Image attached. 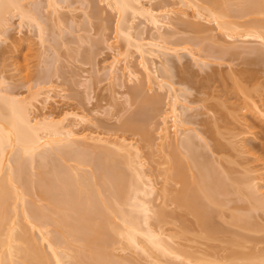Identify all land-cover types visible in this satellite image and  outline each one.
<instances>
[{
  "label": "bare ground",
  "instance_id": "6f19581e",
  "mask_svg": "<svg viewBox=\"0 0 264 264\" xmlns=\"http://www.w3.org/2000/svg\"><path fill=\"white\" fill-rule=\"evenodd\" d=\"M106 1H108L107 3H109L110 7H113L114 11L116 10L117 13L119 14L118 24L116 23L117 36L119 38L123 37L122 39H125L124 41H127V45H129V48L131 46L135 47L134 50L138 52V54L141 57L140 59L142 60L140 63L141 64L143 63L142 66L145 74L144 75L145 80L147 84H151V85L153 84L154 86V83L155 82L157 83V78H159L161 74L159 77L158 75H155L157 74L156 70L158 67H156L155 64L156 59L154 60V57L152 56H154L155 54L157 55V53L154 52V50H152L153 47L151 48V46L154 47L156 46L160 48L162 45L158 44L157 41L153 42L151 40L152 38L151 39L149 38L150 39L149 40L147 38H144L143 36L140 37L134 36L133 32H136L134 31V29L136 30L135 28L136 26L134 27L135 25L133 24L134 19L131 20V18L132 17L135 18L139 16V14L147 15L146 16L147 21H150V24H152L153 26L152 28L155 27L157 29L155 30L157 31V33L156 32L155 33L159 34L157 38L159 40L164 39L163 46L161 47L163 49L169 43L168 42L166 44L165 41L166 42L167 40L170 41L169 37L172 34L169 33L170 35H168L166 34L168 33L166 31H165L166 33L164 32L165 33L164 34L160 30L161 28H163L162 27L163 25L165 26L166 24H168V22L165 24L164 16L167 19V14H169L171 10L168 8L166 10L164 9L163 12L159 13L153 9L152 5L151 7L146 6L144 0H106ZM150 1L151 0L147 2ZM198 1H202V3ZM198 1H197L198 3L193 2L194 3L193 6L201 10L199 9L197 10L195 8L197 11L195 10L194 13H197L198 16L199 14H202V12L206 10L205 12L208 13L206 14L209 17H211L213 21L217 23L216 25H218V28L221 29L220 31L223 30L227 32V35H229L230 37L239 36L241 37V39L249 38L250 40L251 38H254L264 43V17L263 18L260 17V16H264V0H198ZM58 2L57 0H48V5L54 8L53 11H59L57 7ZM31 5H32L31 2L28 4L26 3V0H0V41L2 40V38L7 37L5 35L9 32L7 31L10 29L8 28L9 23H12V20L10 21V16L14 18L13 16L15 12L20 15L19 17L22 19V21H24V23L26 20V22H29L31 25L38 26L40 34L42 35L41 36L42 40H44L43 42H45V40H48V36L46 38V33L44 32L46 31L44 27L47 24L45 23L43 25L44 22L42 23V21H44V19L42 20V18H44V16L41 17L43 14L42 15L40 14L42 11L36 12L39 11L40 8L38 7V9H36V7H34L35 8L34 9L33 6ZM189 5H191V3ZM49 6L47 7L49 8ZM98 12L96 13L98 14ZM234 12L239 13L238 15L240 16L249 15L250 17H252L253 15H255V17L252 18L254 19L256 18V19L252 20L251 18L252 21L250 20V22L243 27L242 23H240V21H238L237 19L239 18L237 17L238 15L235 14ZM59 13L61 12L59 11ZM187 13L188 11L184 12L183 14L185 15ZM53 14L55 15V13ZM181 14L182 13H180V15ZM39 15H41L40 16L41 18H39ZM59 15L60 17L58 16L57 18L60 22L63 23L64 20L61 18V14ZM207 15H204L205 18L208 17ZM256 15H258L259 19ZM234 16L236 18H234ZM186 17L188 16L186 15ZM180 21H182L181 23L184 22L185 24L188 23V25H191L189 24L191 23V21L188 22L186 21V19ZM178 23L180 22L178 21ZM192 24H195V27L201 26L199 24L196 25V23L194 22H192ZM60 25L61 23H59V26ZM172 32H176V31H172ZM8 36L10 35L8 34ZM89 39L90 38H88L87 40ZM237 40H235L234 42H236ZM256 42L255 44H258ZM247 44L249 45V43ZM260 44L263 45L262 43ZM111 45L113 46V44ZM171 45L172 44H169L168 46L170 47L166 46V48H169L168 50H170L171 52L176 51V53H178L179 56V52L177 51H180L181 49L178 48L177 50L176 48L178 46L175 47L173 45V50H171L172 48ZM148 46H150V48H148ZM217 46H219V44ZM257 46L251 48V50H254L253 53L256 52L257 54V51L259 50ZM181 48H187V47L184 46ZM223 48L224 47L222 46V49ZM260 50L261 51L258 52H262L263 55L264 51H262V48H260ZM127 51L126 54L127 53L130 54L129 53L130 50L129 52ZM189 51L191 52V50ZM121 53H122L121 51H118L117 54L121 55ZM223 53H225L224 50ZM117 54H115L114 59L110 61L109 62L110 65H108L110 66L109 67L110 68L109 73H111V75L109 74L110 77L112 76L113 78L123 79V77H125V74L128 75L131 79L135 76L139 77V75L136 74L138 70L136 71L132 67L133 64L132 65L129 64L130 62L129 59L131 60L130 55H128L129 56L128 59L126 57V54L124 53L126 57L124 59L125 63L124 65L119 66V63L122 61V59L116 57L118 56ZM259 54L260 53H258V55ZM156 55L155 58L158 57ZM168 55L166 56L164 55L165 57L164 56L163 57L166 59ZM195 57L196 59H198L197 56L194 55V58ZM196 59L193 60L195 61ZM201 61L197 60L196 62L197 63L200 62L202 64ZM53 62L55 63V61ZM182 62L183 59L181 63ZM163 63H166V65H168L167 59ZM160 64L162 65V62ZM48 65L50 66V63ZM166 65L165 64L163 65V68L165 70L168 69V67L171 68V66L167 67ZM176 65L178 67L179 64ZM176 65L174 63V66ZM49 66L47 67V71L49 69L51 70V67L53 65L51 67ZM165 66L167 68H165ZM50 70L49 72H47V74H50ZM170 71L168 69L166 70L165 73L169 74ZM118 72L121 73L117 75ZM40 73L41 72H39V74ZM4 79L7 80L6 78ZM4 79L2 78L0 79V264H138L139 263L138 261H137L138 263L134 262L132 259H129V257L127 259L123 258L125 254L123 255L116 254V252L114 251L116 247H121L123 251L125 249L126 250L131 249V251L134 250L139 254V255L137 254L138 257L140 256V254H143V256L145 255L150 259L153 258V260L157 264L159 263L163 264L162 261L165 260L163 258L166 259L168 258L170 260L172 259L179 261L181 260L180 262L178 261L179 262L178 264L180 263L199 264L200 262L203 263V261H207V259H204L202 255H200V257L202 258L200 257L198 258L197 257L199 256L198 254H194V252L182 248L183 246H181V243H180L181 247L180 246L177 247L176 245H174L175 243H177L175 242L176 240L175 241L173 240V238L175 237L173 236L174 234L170 235V233L167 232L168 230L166 229L167 230L166 231L165 227L163 228L164 225L163 223L166 222L165 216L167 217V212H165L164 210L165 208H160L161 210L160 209L158 210L156 209L157 206L155 207L156 204H154L153 201L160 194L159 188L158 186L156 187L157 184L154 181L155 179H153L152 174H148L149 172L147 173L146 169H144L145 168L144 165L146 163L144 160H142V155H140L141 152L139 151V147L138 149H136L137 148L135 147L136 145L134 143H129L130 141L128 142V140H126L127 138L116 140L118 137L113 139L111 137L105 136L103 133L94 132V129L93 132L91 130L88 131V129L87 131L83 130V132H79L78 130L81 129L76 130V125L78 123H88L91 120V118H89L88 115H86L84 112L81 113V111L74 112L73 109H72L73 111H71L69 109L63 110L62 108V111L57 112L55 110L49 109V112H46L44 115L40 116V118L38 116L37 118L35 115L34 117L33 111L36 109V107H38L37 106L38 103L47 104L48 102L51 103L52 100H54L56 103L58 102V100L54 99L51 93H48V91L51 92L53 88L51 89V91L50 89L48 91L45 90L47 93L45 91L41 92V90H43L42 88L40 91L37 90L35 92H30L31 95L25 96L22 95L21 93L14 94L11 93L10 89L7 90L5 88L6 87L5 85L8 82L4 81ZM40 79L42 78L40 77ZM125 79L126 78H124V81ZM159 79L158 81L161 80ZM162 79L164 80L163 77ZM124 83L125 82L122 81L121 83L122 85L120 86L122 87L123 85H125ZM162 84L168 85V86L166 85L168 87L167 90L169 91L170 93L169 95L172 98L171 105L168 108H170L169 113H171V118L173 117L172 123L175 128V131L172 128L174 132L173 134L170 133V131H172L171 127L169 130L170 125L167 126V121L165 119L164 125H162L163 127L160 128L161 129L160 131L162 132L161 136L164 140H167L169 142V138L171 139L172 135H174L173 141L176 144V146H174L173 148V151L170 153L171 155H167L169 157L171 156V158H169L168 160L169 163L167 162L169 164V168L166 169L167 168L166 167L165 168L166 170L164 171L167 179L168 178L178 179L179 180L178 182H181V185H183L181 189L178 188L180 190L176 189V191L178 192L173 197L174 202L177 203L176 205L179 204L180 207L185 206L184 208L190 210L191 213L195 215V218H197L196 223H198L197 225L201 227L202 232L206 236L213 237L216 236L217 234L219 235V232H226V233L229 232L228 230H226L227 225L222 223L225 222L226 220L224 218L226 215H224L225 210L223 211V208L225 209L226 207H228L227 201L230 200L229 203L233 200L235 201L238 200L239 202L242 201L241 202V205L243 204L242 206L239 204L238 206L237 205L235 206L237 201L236 202L234 201L235 202L234 206H232L233 204L230 205V207L232 206L235 209L233 208L232 211L230 208V211H232L233 213L231 212L230 214L229 212V217L230 216L231 217L228 219H230V222L233 223V226L236 225L235 227H237V230H241L240 228L242 229L244 228L243 230L247 231L246 235L239 234L240 231L238 232L237 235V231L231 230V232H233V234L236 235L237 238L236 236L234 237L233 235V238L229 239L228 242L237 246L239 244H243L247 240L250 242V239H252L251 241H253L254 239H256V236L254 238H251L250 235H248L247 233L249 231L253 232V230L257 226L259 227L260 223L257 219L260 216H257L258 213L259 215L262 214L264 216V189H263L264 184H262V181L264 180V172H262L264 171L263 170L264 166L262 165L263 168L260 167L254 168L255 166L251 167L248 166L246 163H244L246 164V165H242V169L244 167V170L242 171L244 172L242 171L238 172L237 171L238 168L236 169L234 166L240 163L233 164L234 166H232L231 164V163H236L235 158L234 161H232L230 158L227 157L229 159L227 160V162L231 164V167H233L230 168L229 166H227L228 164L226 165L227 162L225 156L223 158V156L220 154V158L217 157L218 158L217 161L215 160L216 159L215 156L218 155H216V153H214L215 155L211 154V157L213 156V159L215 158L214 159L215 161L213 162L220 165L219 168L222 169L219 170L216 164L214 165V163L210 161L209 159L210 156L209 157L206 156L205 154L206 152L205 153L203 152L202 146H204L205 143L204 145L201 146L203 142L202 143L198 142L200 139L202 140V138L204 139V137L208 136L207 134H209L210 132V130H208L210 129L209 126H211L212 129L214 128L213 130L217 131L218 129L217 135L222 133V131L219 130V128L215 127L216 124H217L216 126H218V123L215 122L216 119H214L215 121L213 125L210 122L206 124L207 126L210 124L207 127L208 132L205 131L206 129L204 130V128H203V132L200 131L199 129H196L197 131L199 130L197 132L195 128L187 127L186 125L190 122L189 121L190 119L188 120L187 117H183V116H185L184 115L185 111L187 112L189 107H187L188 105L185 106L186 103L184 102H183L184 104L180 103L181 95L180 94L178 95L177 91H179L181 88L178 90L175 86V83L173 84L167 81H161L160 85L163 86ZM149 86L150 85H148V87ZM43 93H45L46 95L44 94L45 96L42 97ZM157 96H159V94ZM151 97L154 96L153 95L150 97H147V95L143 96L142 102L140 103V107H141L140 112H142L144 115L146 114V112H148L146 108H148L150 105L148 104L149 106L147 107L146 105L147 103H149V101L153 99ZM156 98L159 101L158 97H155L154 100H156ZM41 99L43 100V102H41L42 101ZM152 102L154 103L153 100ZM152 102L150 103L152 104ZM253 102H254L253 105L258 109L257 111L260 112L261 117L262 116L264 117V109L258 105L256 100L255 101L253 100ZM153 109H155V105L153 106ZM69 117H71L73 120L72 119L70 120ZM191 118H193V116ZM68 119L70 120V122L68 121ZM135 122H136L135 120L130 121L128 123L129 126L127 125V129L129 128L132 129L131 127H134L135 129L137 128L136 130H138L139 127L142 128L143 123L141 122L143 121L138 122V125ZM88 126L86 128H88ZM249 127L250 125L248 126V128L246 127L247 129L244 128L246 129V131L243 130L244 134L245 132L247 133V136L248 135L250 136V134H248L251 131ZM216 131H214L215 134ZM201 132L204 134L207 132L206 133L207 136L201 135L202 134ZM215 134H213V137L214 138L216 137L214 143L215 142H216L215 144L218 143L217 144L218 147L216 148V145L213 144L215 146L214 150L218 148H220L219 150L222 149L224 150L225 147L228 148L227 144L222 145V143L225 142H221L222 139L220 140V138L217 139L218 137ZM237 134L235 135L231 134L229 136L233 135L234 137L236 136V138H238L239 135L237 136ZM239 134L242 135L240 137L243 138L242 139L243 141L236 142L235 138H230V139H235L233 141L234 143L236 142V144L234 145L230 144V146L233 145L232 149L234 148L233 150L236 152L237 149L240 147L239 149L241 150L238 149L239 150L238 152L240 153V156L242 155V157L243 154L244 155L252 154V151H250L249 149L250 145L247 144L249 143L250 138L247 139V136H244L242 132H240ZM201 136L204 137L201 138ZM196 137H199L200 139L197 138L198 139L197 141ZM222 137L226 138L224 137V135ZM230 141L231 140H229V142ZM104 142L105 144L106 143L109 144L111 143L113 145L115 144L117 145V147L110 148L113 145L112 146L109 145L110 147H105V145L103 144ZM168 142L167 144H169ZM170 142L172 144V141ZM208 142L211 144V140H208ZM98 143H101L99 144L100 147L97 146ZM230 143H232V141ZM238 143L240 144L238 145ZM94 144L97 146V149L96 147H94L96 149V152L99 149L100 151L98 152L99 155L97 162L95 161L97 163L96 169L93 168V170L91 169L89 170V168L88 169L86 167L83 168V166L92 163L93 160L95 159L94 157L95 155L91 154L93 155L92 158L91 155L89 156V154H87L90 151L86 153V149H87L86 147L84 150L83 147L81 148L79 146L93 147L95 146ZM101 145L104 146L101 147ZM235 145L236 148L238 147L237 149H235ZM246 145L249 146L247 147ZM77 146L79 149H83L84 152L82 150L81 153H78V151L74 152L73 149L74 147L77 149ZM245 146L246 148H244ZM251 147L252 146H250V148ZM255 147L254 148L252 147L253 151ZM133 148H135L137 151ZM180 148L184 154L180 151ZM127 149L135 150L136 153L134 154L133 152L135 151L131 152L128 151ZM183 150H185L186 152ZM246 151L248 152L247 154H245ZM88 159H89V163H88ZM220 159L222 161H220ZM257 159L259 160V158ZM71 160H73L76 164L75 163L69 164V161L72 162ZM224 160L226 163L224 162ZM255 160L256 159L254 157L253 161ZM219 161L220 163L222 162V164L225 163L223 164L225 168L221 166L222 164H220ZM242 162L243 161L241 160V163ZM256 166H259V164H257ZM191 167L198 169L197 171L195 170L196 172L193 171L194 175H192L193 174L192 173L191 176H189L187 175L188 173L186 172L189 171L188 169H190ZM234 168L236 170H234ZM86 169L89 171H87ZM157 188H158L157 192L159 194L157 193V196L155 195L154 199H152L151 198L152 194L156 193L155 191ZM167 189L168 188H166V190ZM163 191L165 190L163 189ZM161 193L162 194L160 195H163V192ZM170 193L169 195L171 197ZM166 194H168L167 191ZM172 194H174V192H172ZM231 194H233L235 197L234 196L233 197L230 196V198L226 197L227 200L225 197H223ZM34 196L37 197L36 202ZM167 197L169 196L167 195L166 198ZM231 197L233 198V200H231L232 199ZM163 198H165L164 195ZM42 199H44V201L46 200L47 204L42 203L43 205L41 206L40 205L41 203H39L40 206L37 205L36 203H38V201ZM237 207L240 209V211L241 209L245 211L243 212L242 210L241 212H239L238 209L236 210ZM227 211L228 210H226V212ZM221 215L223 216L221 217ZM262 215L261 217L263 218ZM217 216L218 218H221L220 220L223 219L225 220L220 222L219 219L216 218ZM154 218L156 219L158 218L157 221L160 222L158 223L154 222L155 221ZM216 219L218 221H216ZM231 223L230 225H232ZM226 224H229V222ZM223 225H225V227ZM261 228L262 227H260V229ZM256 229L259 230V228ZM256 229L254 232H258L256 231ZM263 230H264V223H263ZM241 232L244 233L243 231ZM224 234L222 233V235ZM228 234L229 233H227V235ZM231 236H229V238ZM243 240L245 241L238 243ZM183 249L184 251H182ZM242 253L241 256L240 253H238V256L237 253L234 255V257L233 254L230 257L228 256L229 257V258L227 257L229 259V260L227 259L228 263L227 262L225 263L235 264V261L239 260L240 263L242 261H245L244 263L242 262V264H252V262L257 260L259 264H264V257H263L264 251L263 253L262 251L261 253L259 251H256L254 252V254L252 252L247 254L244 251ZM261 255L263 256L261 257ZM120 258L121 259L123 258V260H120ZM144 259L147 260V258ZM160 259L163 260L161 261ZM156 260L158 261L156 262ZM216 262L219 263V261ZM171 263H175V262L171 261ZM220 264H222L221 261Z\"/></svg>",
  "mask_w": 264,
  "mask_h": 264
},
{
  "label": "rangeland",
  "instance_id": "374dc122",
  "mask_svg": "<svg viewBox=\"0 0 264 264\" xmlns=\"http://www.w3.org/2000/svg\"><path fill=\"white\" fill-rule=\"evenodd\" d=\"M29 1L31 2V4H32L31 6H33V8L34 7H36V9H38V7L40 8V10L36 11V12L42 11L40 14L41 15L43 14V15L42 16L39 15V18L44 16V18H42V20L44 19V21H42V23L44 22L43 25L45 23L47 24L44 27V29L46 30L44 32L46 33V38L48 36V40H45V42H43L44 40H42V37H41L42 35L40 34V31H39V28L37 25H31L29 22H26V20L24 23V21H22V19L19 17L20 15L17 14L16 12H15L14 16L12 15L14 18H12L10 16V21L12 20V23H9V27L7 26L8 28H10L9 30H7L9 32L7 34L5 33L6 34L5 36H7L9 38L4 37V38H2V40L3 39L4 40L0 41V79L1 78L7 79V80L4 79V81L8 82V83L5 82L6 83L5 88L7 90L10 89L11 93H14V94L21 93L22 95H25V96L31 95L30 92H35L37 90L40 91L42 88H43V90H41V92L42 91L44 92L45 90L48 91L49 89L51 91V89L53 88V90H52L53 92L48 91V93H51L52 96L54 97V99L58 100V102H57L58 104L54 100L51 101L52 104L50 102H48L47 104L42 103L43 105L41 103H38L37 104L38 107H36V109L34 108L35 110L33 111V116L35 115L36 117L38 116L40 118V116L44 115L46 112H49V109L55 110L57 112L62 111V108H63V110L64 109H69L71 111L74 110V112L75 111L76 112L81 111V113L84 112L86 115H88V117L91 118V120L88 123H78L76 125V130L81 129V130H78L79 132H83V130L87 131V129H88V131L91 130L93 132V129H94V132L103 133L105 136L111 137L113 139L118 137L119 139L117 138L116 140H121V139L127 138L126 140H128V142L130 141L129 143H134L136 145L135 146V147H137L136 149H138V147H139V151L141 152L140 155H142V160H144L146 163L144 165V167H145L144 169H146L147 173L149 172L148 174H152V177H153V179H155L154 181L157 184L156 187L158 186V188H159V193L162 194L161 192H163V195L165 197V198H163V195H160L157 192L158 188L155 191L156 193H153L154 195L152 194V197H151L152 199H154V196L155 195L157 196V193H158L159 194L158 197L153 201L154 204H156L155 207L157 206L156 209H158V210L160 208H165L164 210H165V212H167L168 218L165 216L166 222L163 223L164 225L162 224L163 228L165 227V230L167 229L168 231L167 230L166 231L168 233H170V235L174 234L173 236H175V237L174 238L172 237V238L174 241L176 240L175 242H177L174 245H176L178 247V246H180V243H181V246H183L182 248H185L188 251H192V252H194V254H198L199 256L196 255L198 258L200 257V255H202L204 259H207V261L202 260L203 263L200 262L199 264H201V263L202 264H220V261L222 262V264H224L225 262H227V259L232 254H233V257L236 253H237V256H238V253H240V256H241V253L243 251L246 252L247 254L251 253V252L254 254V252H256V251H259L260 253L262 251V253H263V251H264V230H263L264 216L262 214L259 215V213L257 216H260V217H261V215L263 216V218L258 217V219H257L261 226L259 225V227L258 226L256 227V228H259V230L256 228L255 229L259 233L254 232L255 229L253 230V232L248 230L249 232L247 233L248 235H250L251 238H254L256 236L257 240L254 239L253 241H251L252 239H250V242L248 240H247L248 242L243 240V241H240L238 243H241L244 241L245 242L243 244H239V245L236 244L237 246L228 242L229 239L233 238V235H234L233 232H231V230L237 231V235H238L239 231L240 232L245 231V230H243L244 228L243 229L240 228L241 230H237V227H235L236 225L233 226V223H231L230 219H228L231 217V216L229 217V212L231 214V212L233 211V208H234L232 206H234V203L236 201L239 202L238 200H236V201L233 200V198H232L234 196L233 194L228 195V196H223L225 198L226 197L230 198V196H232L231 200H233L230 203H229L230 200H228L227 201L229 203V204L227 203L228 207H226L225 209L223 208V211L225 210L224 215H226L224 218L227 221L225 219H223V220H225L226 223L229 222V224L222 222L223 220H220L221 218H218V216L216 217L219 219L220 222H222L225 225L230 227V230H229V227L226 226V228H227L226 230H228L229 232H227V233L231 234L232 236L229 234L227 235L226 232H219V235L217 234L218 236L217 235L213 236V237L206 236L202 232L201 227L199 225H197L198 223H196L197 218H195V215L193 213H191V211L188 210L187 208H184L185 206L180 207L179 204L176 205L177 203L174 202L173 197L178 192V191H176V189L180 190L183 187V185H181V182H178L179 181L178 179H173V178L167 179L165 171H164V170L169 168L168 160H169V158H171V156L169 157L167 155H171L170 153L173 151V148H174V146H176V144L173 141L174 135H172V138H171L172 140L169 138V142L167 140H164L161 136L162 132L160 131L161 130L160 128L163 127L162 125H164L165 119L167 121V126L170 125L169 130L171 127V130L173 128V130L175 131V128H174L173 123H172L173 117L171 118V113H169L170 108H168V107H170L171 101H172V98L169 95L170 93L167 90L168 85L166 84L167 85L166 86V85L162 84L163 86H161L160 83H161V81H167L169 83H173V84L175 83V86L178 90L181 88L179 91H177L178 95L179 94L181 95L180 96V99H181L180 103L181 104L186 103L185 106L188 105L187 107H189L188 110L186 109L187 112L185 111V114H184L185 116H183V117H187L188 120L190 119L189 120L190 122L186 125L187 127L195 128V130L199 129L202 132H203V128H204V130L206 129L205 131H207V129H208L207 127L210 124L208 126L206 124L210 122L213 125L214 121H215L214 119H216L215 122L218 123L219 127L216 126L217 124L215 125V127L219 128V130L222 131L221 134L217 135L218 129L216 131V130H213L214 128L212 129L211 126H209L210 129H208V130H210V132H209V134H207L208 136L206 135V133L208 131L205 134L201 132L202 133L201 135L207 136L208 138L201 136V138L204 137V139H205L204 140L202 138V140H201L199 137H196V139L197 138L200 139L199 141L197 139L198 142H200V143L203 142L201 144V146L204 145V143H205V145L202 146V150L204 153L206 152L205 153L206 156H208V157L210 156L209 159H210V161H212V163H214V165L216 164V166L218 168L220 167V165H218L217 163H215L213 161H215V160L218 161V158H220V154H221L223 156V158L225 156L226 162H227V160H229L228 158H230L232 161H234V158H235L236 163H231L232 166H234L233 164H237V163L241 164V165L237 164L234 166L236 169L238 168V170H237L238 172L244 170V167L242 169V165H246V164L248 166H251V167L255 166L254 168H256V167L263 168V166H264V164H263L264 163V149H263L264 148V145H263L264 144V117L263 116L261 117L260 112H258L257 111L258 109L253 105V103H254L253 100L254 101L256 100L258 105L264 109V56H263L264 54L262 55V52H258V51H261L260 48H262V51H264V47H263L264 43L260 40H257V39L251 38V37H250L251 40L249 38L241 39V37H239V36L230 37L229 35H227V32H225L223 30L220 31L221 29L218 28V25H216L217 23L215 21H213V19H211V17H209L207 15L208 13L205 12L206 10L204 11L205 13L202 12V14H199L198 15L199 17H198L197 13H194V11L197 8L193 6V4H194L193 2L202 3V1H198V0H187V1H185V0L184 1L183 0H151L150 1L151 3H150V2H147L149 0H144L146 6L151 7V5H152L153 9L159 13L163 12L164 9L166 10L169 8L171 10V12H170L171 14L170 13L167 14V19L164 16L165 24L167 22H168V24H166L165 26L163 25L162 26L163 28H161L160 31L162 33H164L166 31L168 33H166V32L165 33L168 35L172 34L169 37L170 41H168V40H167V42L165 41L166 44L169 42L168 45L172 44L171 50H173V45L175 47L178 46L176 48L177 50H178V48L181 49L180 51H177V52H179V56L175 50H174L175 52H171L170 50H168L169 48H166V46L170 47L168 45H166L162 49L161 47L163 46L164 39L162 40L160 38L161 40H159L157 38L159 35V34H156L157 31H155L157 29L155 27H154L155 29L152 28L153 27L152 24H150V21H147V19H146L147 15L139 14V16H137L135 18H133V17L131 18V20L134 19L133 20V24H135L134 27L136 26L135 27L136 30L134 29V31H136V32H133L134 36H137V37L143 36L144 38H147V39L152 38L151 40L153 42L157 41L158 44L162 45L160 48L156 47V46L155 47L151 46V48L153 47L152 50H154V52L157 53V55L155 53L154 54L156 56H158L156 58H155L154 54H153L154 56H152V57H154V60L156 59L155 64H156V67H158L156 70L157 74H155V75H158V77H159L161 74V76L159 77L161 80L159 78H157V83L155 82L154 86H153V84L152 85L147 84V82L145 80V77H144L145 74H144L143 66H142L143 63L142 64L140 63L142 60L140 59L141 57L138 54V52L136 50H134L135 47L131 46L129 48V45H127V41H124L125 39H122L123 37L119 38L117 36L116 29H117L119 14L117 13L116 10L114 11L113 7H110L109 3H107L108 1H106V0H85V1L84 0H60L61 1L60 2L59 0H57V2L59 1L57 4V7L61 13H59V11H53L54 8L48 5V0H47V2H46V0H38V1L37 0H29ZM29 1L26 0V3L29 4L30 3ZM32 1H35V2H32ZM87 1H88V3H87ZM82 2H85V3H82ZM188 2H189V4L191 3V5H189ZM93 4H94V6H93ZM167 5H168V7H167ZM47 6H49V8ZM96 6H98V7H96ZM29 8H32V7H29ZM183 9L184 10L187 9V10L184 11ZM95 10H96V12L99 11L98 14L95 12ZM181 10H183L184 12L188 11V13L184 15L183 14L184 12ZM199 10H201V9H199ZM50 12H51V14H50ZM52 12L55 13V15ZM58 13L61 14V18L64 20L65 23L64 22L62 23L58 20L57 17L58 16L60 17V15ZM95 13L97 16L95 15ZM180 13H182V14L180 15ZM234 13L237 15L239 14L236 12H234ZM57 14H58V16H57ZM186 15L190 18L186 17ZM204 15H207L209 18L208 17L205 18ZM237 15H235V16H237ZM235 16H234V18H236ZM256 16L258 17V15H256ZM129 17H131V16H129ZM237 17H239L237 19H238V21H240V23H242V25L244 27L245 25H247V23L250 22L252 17H255V15H253L252 17H250L249 15H245V16L238 15ZM260 17L263 18L264 16H260ZM182 18L186 19V21L191 19L190 20L191 23H189L191 25H188V23L185 24L184 22L181 23L182 21H180V20H183ZM262 18H260V19H262ZM253 19L254 18H252V20ZM258 19H259V17H258ZM58 21H59V23H61L60 26H59ZM178 21L180 23H178ZM190 21H188V22H190ZM192 22L196 23V25L199 24L201 26L195 27V24H192ZM173 23H176V24H173ZM138 29H139V31H138ZM172 31H176V32H172ZM139 32L142 34H140ZM144 33H146V34H144ZM8 34L10 36H8ZM151 34H152V37H151ZM174 36H176V37H174ZM228 36H229V38H228ZM79 37H80V39H79ZM81 37L84 39H82ZM88 38H90V39L87 40ZM235 40H237V41L234 42ZM256 40H257V42H256ZM105 41H107V42H105ZM240 41H241V43H240ZM108 42L110 45L113 44V46L111 45V47H110ZM161 42H162V44H161ZM237 42H239V43H237ZM244 42H245V44H244ZM252 42H254V43H252ZM255 42L258 44H255ZM247 43H249V45ZM260 43H262L263 45H261ZM218 44H219V46H217ZM250 44H252V45H250ZM244 45L247 47V49ZM184 46L187 48H181ZM222 46L224 47L223 49H222ZM236 46H237V48H236ZM256 46L259 48V50L257 51V54H256V52L253 53L254 50H251V48H254ZM259 46H261V47H259ZM229 47H231V48H229ZM127 48H129V49H127ZM148 48H150V46H148ZM248 48L250 49L251 53H250ZM185 49H187V50H185ZM221 49H222V52H221ZM231 49H232V51H231ZM236 49H239V50L241 49V50L239 51ZM129 50H130V52H129ZM189 50H191V52L194 54H192ZM223 50L225 51V53H223ZM247 50L249 53L247 52ZM118 51L122 52L121 55L117 54ZM126 51L129 52L130 54H128V53L126 54ZM114 53L118 55L116 57H118L119 59H122V61L119 63V66L124 65V63H125L124 59L126 57L129 59L128 55H130L131 60L129 59V61L131 63L129 62V64L130 65L133 64L132 67L136 71L138 70L136 72V74L139 75V77L135 76L131 79L126 74H125V77H123V79L122 78H113L112 76L110 77V75H111V73H109L110 72V70H109L110 66H108V65H110L109 62L114 59V56H115ZM124 53L126 54V57H125ZM258 53H260V54L258 55ZM164 55L165 56L168 55V57H166L168 65H166V63H163L166 60L164 58L165 57ZM190 55L193 57H191ZM194 55L197 56L198 59H196V57L194 58ZM152 57H151V59H152ZM180 57H181V59H180ZM53 58L56 60H54ZM87 58H89V59H87ZM160 58H161V61H160ZM178 58H179V60H178ZM182 59H183V62L181 63ZM193 59H196V60L194 61ZM154 60H153V62H154ZM197 60L198 61L202 60L201 61L202 64L200 62L197 63L196 62ZM53 61H55V63ZM158 61H160V62H158ZM161 62H162V65L160 64ZM204 62L206 63L207 66L205 65ZM207 62H208V64H207ZM49 63H50V66L48 65ZM174 63H175V65L179 64L178 67H177V65L174 66ZM164 64L167 67L171 66V68L168 67L169 71L171 70L169 72V74L165 73L166 70H168V69L165 70L163 68ZM202 65H204V66H202ZM23 66H24V68H23ZM48 66L49 67L52 66L51 70L49 69L50 74H47V72H49V70L47 71ZM166 66H165V68H167ZM53 69H54V71H53ZM39 72H41L40 73L41 76H40ZM120 73L121 72H118L117 75H119ZM170 73H171V75H170ZM172 74H173V76H172ZM44 75L46 78L44 77ZM165 76H167V77H165ZM29 77H30V79H29ZM40 77L42 79H40ZM162 77L164 78V80L162 79ZM124 78H126L125 81H124ZM158 79L160 81H158ZM122 81L125 82L124 83L125 85H123L124 87L122 86L123 88L120 86V85H122L121 84ZM119 83H120V85H119ZM148 85H150V86L148 87ZM58 92H60V93H58ZM54 93H56V94H54ZM63 93H64V95H63ZM44 94L45 93H43L42 97L46 95V94L45 95ZM158 94H159V96H157ZM146 95H147V97H150L153 95L154 97H151V98H153L152 100L154 101V103L152 102V100L149 101V103H147L146 107L149 105L150 106L148 108H146L148 112H146V114H145L146 116H145L142 112H140L141 111L140 103L142 102L143 96H146ZM155 97H158L159 101L157 100V98H156V100H154ZM41 102H43V100ZM150 102H152V104ZM155 102H156V104H155ZM45 104H46V106H45ZM154 105H155V109H153ZM43 107H46V108H43ZM152 111H154V112H152ZM139 114H142V115H139ZM192 116H193V118H191ZM133 117H135V118H133ZM261 118H262V120H261ZM69 119L71 120L72 118L69 117ZM69 119H68V121L70 122ZM143 119H145V120H143ZM183 119H186V118H183ZM129 120L130 121L135 120L136 121L135 123H137V125H138V122L143 121V122H141V123H143L142 128L139 127L138 130H136L137 128L135 129L134 127H131L132 129H130V128L127 129V125L130 122ZM125 123H126V125H125ZM141 123H140V125H141ZM247 123H248V125H247ZM88 124L90 127L88 126ZM249 125H250L249 128L251 130L250 132H252V133L249 132L248 134H250V136L249 135L247 136V133L245 132V134H244L243 130L246 131V129L248 128ZM87 126H88V128H86ZM244 128H246V129H244ZM173 130L170 131L171 134H173V132H174ZM142 131H143V133H142ZM214 131H216V134ZM235 132H237L238 134ZM240 132H242L244 134V136H247V139L250 138L249 143H247V144H249L253 148L256 146L255 147L256 150L254 149V151H253L252 147L250 148V146L248 145L250 151H252V154H250V151H249L250 155H248L247 154L248 152L246 151L245 154H247V155H244L243 154L244 152H243L242 153L243 157H242V155L240 156V153L238 152L239 150H241V149H239L240 147L239 148L237 147L239 149L238 150L236 148V145H235V149H237V152L233 150L234 148L232 149V146L234 144H236V142L243 141L242 140L243 138L240 137V136H242L241 134H239ZM210 133H212V134H210ZM199 134H200V132H199ZM213 134L217 135V137H218L217 139H219V138H220V140L222 139L221 142H225V143H222V145L227 144L228 145L227 147L229 149L225 147V149H224L225 151L223 149L219 150L220 148L214 150L215 146L213 144L216 143V142L214 143L216 137L214 138ZM222 134L226 138H223ZM231 134H233V135L237 134V136L239 135V137H238L239 139L236 138V136L234 137L233 135H232L233 137L229 136ZM220 135H221V137H220ZM251 137H252V139H251ZM230 138H235L236 140L230 139ZM228 139L231 140L232 143H230L231 141L229 142ZM208 140H211V144L208 142ZM233 140H235L236 142L234 143ZM170 141H172V144ZM167 142L170 145L167 144ZM163 143H164L165 147H164ZM253 143H254V145H253ZM99 144H101V143H98L97 146H99ZM103 144L105 145V147H110L109 145H111V146L113 145L111 143L110 144L106 143V144H108V145H106L105 142ZM217 144H215L216 148L218 147ZM230 144H233V145L230 146ZM239 144L240 143H238V145ZM76 145H75V147H76ZM104 145H101V147ZM97 146L96 145L93 147L92 146H90V147L89 146L88 147L87 146H79L81 148L83 147L84 150L86 147L87 148L86 153L90 151L89 153H87V154H89V156L91 154L95 155L94 156L95 159L93 160L92 163H90L91 165L90 164L85 165V166H83V168L86 167L87 169L89 168V170L90 169L93 170V168L96 169V166H97L96 162H97L98 155H99L98 152L100 151V149H99L96 152ZM246 146L244 148H246ZM75 147L73 149L74 152L78 151V153H81V150L83 151V149H79L78 146H77V149ZM94 147H96V149ZM115 147H117V145L114 144L110 148H115ZM220 147H221V145H220ZM261 147H263V148H261ZM259 148H261V149H259ZM133 149H135V148H133ZM135 150L129 149L128 151L133 152ZM185 150H183V151H185ZM210 150H212V151H210ZM136 151L133 153L135 154ZM180 151H181V148H180ZM93 152H95V153H93ZM214 153H216V155H218V156H215V158H216V159L214 158L215 160L213 159V156L211 157V154H214ZM93 155H91L92 158H93ZM229 155H231V156H229ZM238 156H240V157H238ZM256 156H257V158H259V160L256 158ZM236 157H237V160H236ZM254 157L256 159L255 161H253ZM238 158H240V159H238ZM246 158L249 160H247ZM91 159H90V161H91ZM241 160L243 161L242 163H241ZM244 160H246V161H244ZM71 161L72 162L69 161V164L75 163L73 160H71ZM220 161H222V160L220 159ZM220 161H219V163H220ZM237 161H240V162H237ZM224 162H225V160H224ZM88 163H89V159H88ZM225 163H223V164H225ZM244 163H246V164H244ZM220 164H222V162ZM223 164L221 166H223V168H225ZM231 164H229L228 162L226 163L227 166H229L230 168H233V167H231ZM257 164H259V166H256ZM239 166H241V167H239ZM235 168H234V170H236ZM190 169H188L189 171L186 172V173H188L187 175H189V176H191L192 173H193L192 175H194L193 171H195V170L197 171L198 168L191 167ZM89 170H87V171H89ZM219 170H222V169L219 168ZM163 171H164V173H163ZM237 171H235V172H237ZM242 172H244V171H242ZM262 172H264V171H262ZM263 181H262V184H264ZM166 188H168V189L166 190ZM178 188H180V189H178ZM163 189L165 191H163ZM169 189H170V191H169ZM166 191L168 194H166ZM171 191L174 192V194H172ZM169 193L171 194V197H170ZM167 195L169 196V197H167L168 200L166 198ZM36 198L37 197L34 198L35 202L37 200ZM170 198L173 200H171ZM38 199H40V198H38ZM164 199H166V200H164ZM226 200H227V198H226ZM237 202H236L235 206L236 205L238 206V204L241 205L242 201L239 203H237ZM39 203H41L40 204L41 206L43 204H47L46 200L44 201V199L39 200L38 203H36V204L39 205ZM230 205H232V206L230 207ZM158 206H161V207H158ZM230 208L232 211H230ZM237 209L239 212H241L243 210V209H241V211H240V209L238 207L236 208V210ZM226 210H228V211L226 212ZM244 211L245 210H243V212ZM222 214H223V212H222ZM222 216L223 215H221V217ZM154 220H155L154 222H157V223L160 222V221H157L158 218L157 219L154 218ZM216 221H218V220L216 219ZM258 221H257V223H258ZM154 222H153V224H154ZM230 223L232 225H230ZM225 225H223V226L225 227ZM260 227H262V228L260 229ZM50 229H52V228H50ZM240 232H239V234H245L246 235L247 231H245L244 233H242V232L240 233ZM222 233L223 234L225 233V234L222 235ZM249 233H251V234H249ZM235 234H236V232H235ZM229 236H231V237L229 238ZM235 236L236 235H234V237ZM236 238H237V236H236ZM116 249L114 250L116 252V254H118V255L125 254L124 255L125 257L123 256V258H125V259H127L129 257V259H132L136 263L139 262L141 264H143V263L144 264H157V263H155L153 258L150 259L149 257H147L145 255H144L145 256L144 257L143 254H140V256H139L140 258H139L138 257L139 254L134 250L131 251V249H127V250L125 249L124 251H126V252H124L121 247H116ZM182 251H184V249ZM248 251H250V252H248ZM192 252H191V254H192ZM205 255H206V257H205ZM263 255H261V257ZM130 256L135 257V258H132ZM123 258L122 259L120 258V260H123ZM144 258H147V260H145ZM200 258H202V257H200ZM163 259H165V260H163ZM163 259H160L161 261L163 260L162 261L163 264H164V262H165V264L166 263L176 264V262L178 264L181 261V260L179 261V260H173V259L170 260L168 258L167 259L163 258ZM148 260L149 261L151 260V261L149 262ZM158 260H156V262ZM171 261H173L175 263H171ZM216 261H219V263ZM240 261H241V259H240ZM242 262L244 263L245 261H242ZM242 262L240 263L239 260H237V261H235V264H239V263L242 264ZM185 264H187V263H185ZM252 264H259V262L257 260H255L254 262H252Z\"/></svg>",
  "mask_w": 264,
  "mask_h": 264
}]
</instances>
